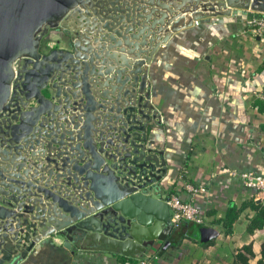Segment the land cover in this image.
Segmentation results:
<instances>
[{
	"label": "water",
	"instance_id": "95a60500",
	"mask_svg": "<svg viewBox=\"0 0 264 264\" xmlns=\"http://www.w3.org/2000/svg\"><path fill=\"white\" fill-rule=\"evenodd\" d=\"M233 10L264 13V0H0V264L55 236L132 260L170 238L139 76L186 13ZM45 26L64 37L51 46Z\"/></svg>",
	"mask_w": 264,
	"mask_h": 264
},
{
	"label": "crops",
	"instance_id": "0c3cea01",
	"mask_svg": "<svg viewBox=\"0 0 264 264\" xmlns=\"http://www.w3.org/2000/svg\"><path fill=\"white\" fill-rule=\"evenodd\" d=\"M251 12L233 10L201 18L198 24L190 23L192 15L186 13L177 31L159 35L139 84L146 80V97L159 116L147 123V139L165 163L159 168L165 170L163 196L193 201L218 236L208 243L199 229L193 238L167 248L158 241L128 264H234L248 246L255 254L261 251L264 230L248 231L253 210L243 212L232 234L219 223L232 203L255 200V191L240 174L264 176V110L259 106L264 105V40L248 27ZM39 36L54 46L64 30L45 26ZM185 182L198 193L190 192ZM65 243L61 236L45 238L17 264H121L120 255L82 250L79 244L69 249Z\"/></svg>",
	"mask_w": 264,
	"mask_h": 264
},
{
	"label": "trees",
	"instance_id": "16d2710c",
	"mask_svg": "<svg viewBox=\"0 0 264 264\" xmlns=\"http://www.w3.org/2000/svg\"><path fill=\"white\" fill-rule=\"evenodd\" d=\"M259 106L260 110L263 111L264 105L260 103ZM247 209H251L255 212L254 216L250 219L248 231L253 234L257 231L264 230V201L257 202L255 200H252L243 203L241 206H238L234 203L230 205L226 217L219 222L224 227L226 233H233L234 224ZM208 226L209 225H195L193 223H187L186 225L182 224L179 228L174 229L170 238L166 241V245L164 246V248H167L172 244H176L181 239L193 238L195 232H198L200 229V232L202 233V229ZM216 238L207 241L204 240L202 236V239L208 243L213 242ZM252 258H255V260L252 261ZM119 259L121 264H128V262L133 261L132 259H126V257L123 256H119ZM234 264H264V243L262 244V248L259 254H255L252 247H246L243 252H240L236 256Z\"/></svg>",
	"mask_w": 264,
	"mask_h": 264
},
{
	"label": "built area",
	"instance_id": "2783aa9c",
	"mask_svg": "<svg viewBox=\"0 0 264 264\" xmlns=\"http://www.w3.org/2000/svg\"><path fill=\"white\" fill-rule=\"evenodd\" d=\"M253 15L248 20L249 29L258 37L264 40V13L251 12ZM198 24V22H197ZM264 97V96H263ZM244 185L255 191V201H264V176L253 172L240 174ZM186 188L192 193H198L199 189L185 182ZM172 209V223L174 228H179L184 222H191L198 225H208L209 218L200 210L193 201H185L178 195L165 197ZM141 264H152L150 261H143Z\"/></svg>",
	"mask_w": 264,
	"mask_h": 264
}]
</instances>
